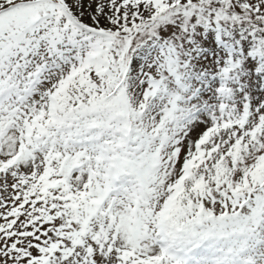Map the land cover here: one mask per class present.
Here are the masks:
<instances>
[{"label": "snow or ice", "instance_id": "1", "mask_svg": "<svg viewBox=\"0 0 264 264\" xmlns=\"http://www.w3.org/2000/svg\"><path fill=\"white\" fill-rule=\"evenodd\" d=\"M0 264H264V0H0Z\"/></svg>", "mask_w": 264, "mask_h": 264}]
</instances>
